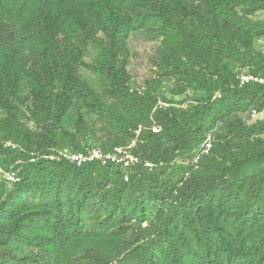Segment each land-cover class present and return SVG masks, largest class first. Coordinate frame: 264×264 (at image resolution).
Returning a JSON list of instances; mask_svg holds the SVG:
<instances>
[{
    "label": "trees",
    "instance_id": "obj_1",
    "mask_svg": "<svg viewBox=\"0 0 264 264\" xmlns=\"http://www.w3.org/2000/svg\"><path fill=\"white\" fill-rule=\"evenodd\" d=\"M259 13L264 0H0V168L19 178L0 174V264H264V118L250 119L264 83L239 79H264ZM140 30L162 38L143 92L128 72ZM90 115L112 130L98 138ZM87 135L131 146L128 182L62 155L93 150Z\"/></svg>",
    "mask_w": 264,
    "mask_h": 264
},
{
    "label": "rangeland",
    "instance_id": "obj_2",
    "mask_svg": "<svg viewBox=\"0 0 264 264\" xmlns=\"http://www.w3.org/2000/svg\"><path fill=\"white\" fill-rule=\"evenodd\" d=\"M258 18H264V14L259 13ZM161 37L153 31L140 30L134 32L131 35L129 40V49L131 52V59L128 66V72L131 76L130 86L133 90L143 92L145 90L146 83L154 79L156 70L153 61L157 56V53L161 47ZM82 48L85 50V61L91 62L92 58L89 55V52L92 50L91 47L87 44H81ZM255 48L264 53V37L258 38L255 40ZM83 75L89 79H93L88 72L82 71ZM175 90V80L173 78H167L163 81L162 84V93L168 99H174L175 101H183L186 98V95L183 96H173ZM192 91H188L187 96H191ZM160 105L165 106L164 103L160 102ZM87 122L96 130V135L100 138L105 130L111 131V124L103 119H98L95 115H90L87 118ZM33 127V124L31 125ZM226 124L218 125L216 130V135H222L224 132ZM100 136V137H99ZM94 138L91 135L86 137H81V141L91 149H96L100 147L99 139ZM131 147V146H130ZM70 154V151H67ZM66 153V154H67ZM9 184V183H8ZM10 186V185H9ZM17 250L19 255H27L31 252V247L27 242H18Z\"/></svg>",
    "mask_w": 264,
    "mask_h": 264
},
{
    "label": "built area",
    "instance_id": "obj_3",
    "mask_svg": "<svg viewBox=\"0 0 264 264\" xmlns=\"http://www.w3.org/2000/svg\"><path fill=\"white\" fill-rule=\"evenodd\" d=\"M239 79H240L241 85H244L246 83L253 82V81L264 83V79L254 77L248 72L243 73ZM263 118H264V110L259 111V110L253 109L251 111L250 119L257 120V119H263ZM159 130H160L159 128H156V127L154 128L155 132H158ZM215 134H216V130L210 132L207 135L204 143L201 145V148H200V151L197 157L194 160L195 163L198 162L200 157L204 155H208L211 152V150L213 149L214 143H215ZM66 153L67 152H64L62 153V155L66 157L67 159H70L73 162H77L79 165L86 163V162H94V161L101 162L103 165H107V164L121 165L124 170V179L126 182H128L130 179V174H131L130 170L134 166L140 165L142 163L141 159L131 152V147L115 148L113 151L108 152V153L103 152L102 150H99V149H93L89 151L87 154L85 153H76V154L67 153L66 154ZM144 164L148 168L154 167V164L150 162H145ZM0 174L3 176V179H5L9 184L16 183L19 181V178L15 172L7 173V172H4L0 168ZM112 264H116V263H112Z\"/></svg>",
    "mask_w": 264,
    "mask_h": 264
}]
</instances>
